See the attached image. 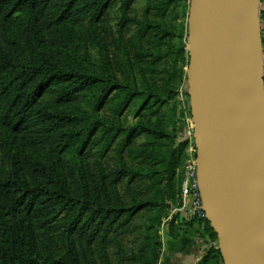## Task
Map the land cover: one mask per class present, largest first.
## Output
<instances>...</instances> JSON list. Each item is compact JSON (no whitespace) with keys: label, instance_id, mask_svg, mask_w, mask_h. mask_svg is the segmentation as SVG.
Listing matches in <instances>:
<instances>
[{"label":"trees","instance_id":"16d2710c","mask_svg":"<svg viewBox=\"0 0 264 264\" xmlns=\"http://www.w3.org/2000/svg\"><path fill=\"white\" fill-rule=\"evenodd\" d=\"M136 1L0 0V138L14 154L15 165L19 160L26 169L22 173L16 166L14 175L0 176V264H80L70 235L82 232L92 242L103 232L129 227L143 211L165 207L161 194L130 204L110 196L98 201L87 190L75 189L66 161L68 155L101 143L104 155L118 146L120 153L136 161V167L127 168L123 162L121 180L140 179L161 186L177 179L183 149L163 125L164 108L175 98L174 88L167 83L174 72L165 70L167 77L160 79L158 69L175 63L176 35L169 8L177 0H166L163 6L150 4L144 21L137 23L138 74L124 45L123 54L116 57L117 70L104 48L106 62L96 70L78 64L65 41H57L52 33L62 28L70 36L75 25L81 28L87 20L99 21L120 2L123 19L133 22L127 14ZM261 22L264 25V9ZM261 39L264 43V28ZM59 55L70 63H62ZM135 103H140L139 114L146 120L125 127L122 117ZM82 104L93 106V112ZM106 109H111V116L104 114ZM141 138L146 142L135 146ZM60 218L67 252L42 257L35 233L56 227ZM201 223L209 246L197 264L222 263L217 234L208 220ZM193 224L180 223L174 228L175 237ZM152 246H143L136 264L159 263L162 245L156 241Z\"/></svg>","mask_w":264,"mask_h":264},{"label":"rangeland","instance_id":"374dc122","mask_svg":"<svg viewBox=\"0 0 264 264\" xmlns=\"http://www.w3.org/2000/svg\"><path fill=\"white\" fill-rule=\"evenodd\" d=\"M166 0H137L131 7L128 17L133 22L123 19L121 2L111 8L103 17L92 23L87 20L82 25H75L74 31L70 36L65 34L62 28L52 30L57 37V41L68 45L70 55L76 58V62H81L90 69H101L105 63L103 57L104 48L108 53V58L112 63L114 70H117V55L123 54V45L127 47L128 58L134 65L138 74V67L135 60L139 44L135 40L137 32V23L144 21L145 11L150 4L160 5ZM192 0H177L169 8V21L174 28L176 38L173 41L175 63L162 64L159 72L161 78L166 76V72H174V79H169L167 83L174 88L175 98L169 100L164 108L163 115L165 120L163 125L165 129L176 136V146L183 149V163L177 170V179L175 181L163 182L161 186H155L150 181H130V178L121 180V175L125 166L136 167V161L127 153L122 154L118 146H115L108 155H104L103 145H90L82 153H72L68 155L66 161L69 162L70 179L74 181L75 189L78 191L87 190L89 194L98 201L110 196L113 200H120L123 203L130 204L136 200H147L155 198L161 194L164 198L165 207L154 211H143L138 214L134 221L126 228H116L114 232L107 234L101 233L94 241L89 242V235L83 236L82 232L70 235L69 238L75 245L79 256L80 264H136L134 259L142 253L143 246L152 248L156 241L162 245L160 260L161 264L164 255V239L167 231L172 233L180 223L194 221L201 223L207 219H199L191 216L181 208V194L184 181V170L190 161L197 159L198 149L195 140V127L192 117L191 90L188 82V71L190 63L189 46V23L191 16ZM174 9V12L170 13ZM264 5L261 0L257 1V23L259 32V61H260V81L263 91L264 104V43L261 39V31L264 28L261 22V12ZM68 25V23H66ZM83 31L85 34L78 35ZM50 41L53 36L48 35ZM122 49V50H121ZM111 55V56H110ZM62 58V59H61ZM63 63H70V60L64 55L58 57ZM164 82V80H162ZM82 107L89 113L93 112V106L82 104ZM140 103H135L123 115L122 123L125 127H130L138 122H142L145 117L139 114ZM105 115L111 116V109L104 111ZM155 122V120H153ZM146 142L145 138L138 140L135 146ZM15 156L0 138V176L14 175L15 167L22 173L26 169L21 162L17 160L15 165ZM136 165V166H135ZM119 175V176H118ZM180 176L181 178H179ZM106 188L104 192L103 188ZM210 224V223H209ZM211 226V225H210ZM62 218L57 221L56 227L36 231V242L39 255L60 256L67 252L68 238L65 237ZM213 229V228H212ZM207 238L208 235L206 234ZM223 260V259H222ZM224 264V261L222 263Z\"/></svg>","mask_w":264,"mask_h":264},{"label":"water","instance_id":"95a60500","mask_svg":"<svg viewBox=\"0 0 264 264\" xmlns=\"http://www.w3.org/2000/svg\"><path fill=\"white\" fill-rule=\"evenodd\" d=\"M231 4L232 0L191 1L188 82L200 193L224 264H264L239 184L233 145L228 94Z\"/></svg>","mask_w":264,"mask_h":264},{"label":"bare ground","instance_id":"6f19581e","mask_svg":"<svg viewBox=\"0 0 264 264\" xmlns=\"http://www.w3.org/2000/svg\"><path fill=\"white\" fill-rule=\"evenodd\" d=\"M228 77L239 184L264 256V104L256 0H232Z\"/></svg>","mask_w":264,"mask_h":264},{"label":"crops","instance_id":"0c3cea01","mask_svg":"<svg viewBox=\"0 0 264 264\" xmlns=\"http://www.w3.org/2000/svg\"><path fill=\"white\" fill-rule=\"evenodd\" d=\"M175 230V229H173ZM167 234L164 239V255L161 264H197L209 246L203 223L184 228L180 236Z\"/></svg>","mask_w":264,"mask_h":264},{"label":"built area","instance_id":"2783aa9c","mask_svg":"<svg viewBox=\"0 0 264 264\" xmlns=\"http://www.w3.org/2000/svg\"><path fill=\"white\" fill-rule=\"evenodd\" d=\"M180 203V210L199 219H207L200 193L197 159L190 161L185 167Z\"/></svg>","mask_w":264,"mask_h":264}]
</instances>
